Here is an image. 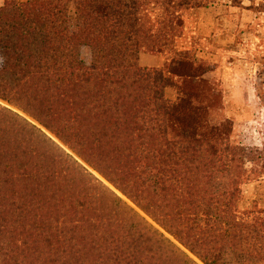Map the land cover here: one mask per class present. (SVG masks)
I'll list each match as a JSON object with an SVG mask.
<instances>
[{"label": "trees", "instance_id": "16d2710c", "mask_svg": "<svg viewBox=\"0 0 264 264\" xmlns=\"http://www.w3.org/2000/svg\"><path fill=\"white\" fill-rule=\"evenodd\" d=\"M215 1L5 0L0 264H264V149L212 123L221 93L176 46Z\"/></svg>", "mask_w": 264, "mask_h": 264}, {"label": "rangeland", "instance_id": "374dc122", "mask_svg": "<svg viewBox=\"0 0 264 264\" xmlns=\"http://www.w3.org/2000/svg\"><path fill=\"white\" fill-rule=\"evenodd\" d=\"M4 2L0 0V6ZM155 9L156 15L161 17V8L156 6ZM183 18L185 26L177 39V49L190 52L197 66L205 71L204 77L210 86L221 93L222 105L212 110V123L228 120L232 123L233 143L264 149V0H216L207 8L184 11ZM87 55L85 52L84 56ZM146 55L160 65L170 61L174 53L168 49L164 54ZM140 66L160 69L165 65L149 68L140 62ZM166 97L176 102L178 89H167ZM0 104L20 112L1 99ZM257 186L258 183L253 182L243 187L245 200L241 209L252 206ZM260 207H264V199ZM186 252L202 264L192 253Z\"/></svg>", "mask_w": 264, "mask_h": 264}, {"label": "crops", "instance_id": "0c3cea01", "mask_svg": "<svg viewBox=\"0 0 264 264\" xmlns=\"http://www.w3.org/2000/svg\"><path fill=\"white\" fill-rule=\"evenodd\" d=\"M148 56L149 55H146V54L141 55L140 62L142 63V66L144 65L145 67H149V68H152V67H159L160 68V67L165 65L164 61L160 65H159V63L155 64L156 61H154V59H149ZM163 60H165L164 57H163Z\"/></svg>", "mask_w": 264, "mask_h": 264}]
</instances>
